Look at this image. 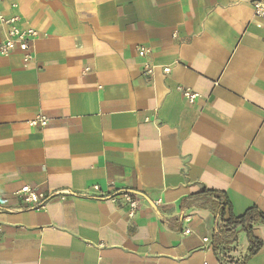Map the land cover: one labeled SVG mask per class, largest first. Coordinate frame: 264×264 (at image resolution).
<instances>
[{
  "label": "crops",
  "instance_id": "1",
  "mask_svg": "<svg viewBox=\"0 0 264 264\" xmlns=\"http://www.w3.org/2000/svg\"><path fill=\"white\" fill-rule=\"evenodd\" d=\"M252 1H3L40 35L30 61L0 53V264H226L203 191L223 192L236 217L264 212V21ZM38 113L47 126L30 124ZM26 184L127 188L140 207L130 218L95 194L23 207ZM253 232L263 246L244 264H264V223ZM248 249L241 231L227 257Z\"/></svg>",
  "mask_w": 264,
  "mask_h": 264
},
{
  "label": "built area",
  "instance_id": "2",
  "mask_svg": "<svg viewBox=\"0 0 264 264\" xmlns=\"http://www.w3.org/2000/svg\"><path fill=\"white\" fill-rule=\"evenodd\" d=\"M4 0H0V23L5 26L6 34L3 41L0 43V53L9 54L15 50H19L23 53L24 60L30 61L33 59L34 42L40 35V32L33 27H24L21 22V17L18 14L7 15L2 10V4ZM253 13L258 19L264 21V0H253ZM138 54L142 57H147L152 53V49L145 46L137 48ZM85 71L90 70V67H85ZM144 70L147 74L152 75L154 72V65L148 61L145 64ZM165 73L170 71V67H164ZM182 91L184 97L189 103H195L200 96L197 92L192 91L189 88L178 87ZM49 123V118L44 113H38L31 121L32 126L45 127ZM92 194L98 195L102 198L109 199L116 204L128 206V216L130 218L135 217L139 207L140 198L136 192L127 188L117 189H102L98 184L91 186L87 192L76 193L70 189H42L39 185H24L15 192V195L19 199L23 207H29L33 209H43L47 204L54 200L59 199L65 201L68 196L75 195L79 197H90ZM20 209H22L20 207ZM14 210V209H8ZM1 231V227H0ZM190 229L184 231L185 234L190 233ZM208 242L210 239L205 237L203 239Z\"/></svg>",
  "mask_w": 264,
  "mask_h": 264
},
{
  "label": "trees",
  "instance_id": "3",
  "mask_svg": "<svg viewBox=\"0 0 264 264\" xmlns=\"http://www.w3.org/2000/svg\"><path fill=\"white\" fill-rule=\"evenodd\" d=\"M203 194L214 196V208L222 221L212 238L213 251L216 253L222 252L226 264H244L248 258L256 254L263 246V241L255 236L253 228L256 223H264V212L257 207H252L242 216L236 217L232 213L231 206L223 192L205 189ZM241 231H244L248 238V254L241 261H232L231 258L227 257V253L238 242V234Z\"/></svg>",
  "mask_w": 264,
  "mask_h": 264
}]
</instances>
